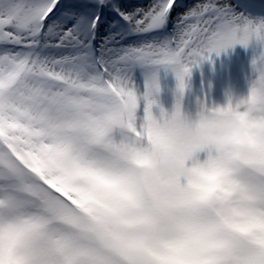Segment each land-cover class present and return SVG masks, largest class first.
Wrapping results in <instances>:
<instances>
[{
	"label": "snow or ice",
	"instance_id": "1",
	"mask_svg": "<svg viewBox=\"0 0 264 264\" xmlns=\"http://www.w3.org/2000/svg\"><path fill=\"white\" fill-rule=\"evenodd\" d=\"M180 7L0 0V264H264V52L219 109L259 106L249 141L186 155L191 121L217 110L187 107L193 68L264 46V18Z\"/></svg>",
	"mask_w": 264,
	"mask_h": 264
},
{
	"label": "rangeland",
	"instance_id": "2",
	"mask_svg": "<svg viewBox=\"0 0 264 264\" xmlns=\"http://www.w3.org/2000/svg\"><path fill=\"white\" fill-rule=\"evenodd\" d=\"M148 0H129V3L135 5L146 4ZM198 0L182 1L184 7L177 8L173 12V20L177 13L186 11L194 6ZM230 5L238 14H243L251 18H264V0H229ZM243 57L232 62L221 58L226 54V50L219 54L223 65H214L208 62H214L216 55L213 54L211 60H205L199 66L192 70V82L189 81V88L186 92V104L196 103L197 98L207 96L210 103L223 105L226 103L229 95L233 97L245 96L248 92L249 82L253 78L252 60L256 55L264 52V46L255 43L254 46L239 45ZM242 46L244 47L242 49Z\"/></svg>",
	"mask_w": 264,
	"mask_h": 264
},
{
	"label": "clouds",
	"instance_id": "3",
	"mask_svg": "<svg viewBox=\"0 0 264 264\" xmlns=\"http://www.w3.org/2000/svg\"><path fill=\"white\" fill-rule=\"evenodd\" d=\"M223 105H217V110H201L191 121L189 128L190 143L186 149L189 159H194L207 149L221 153L229 145H242L249 141L247 129L252 128L253 116L259 106L252 104L236 110H219ZM177 147L174 143H167L162 147L161 158L171 161L174 159ZM143 162L147 158L139 157ZM143 169H141L140 183H143Z\"/></svg>",
	"mask_w": 264,
	"mask_h": 264
},
{
	"label": "bare ground",
	"instance_id": "4",
	"mask_svg": "<svg viewBox=\"0 0 264 264\" xmlns=\"http://www.w3.org/2000/svg\"><path fill=\"white\" fill-rule=\"evenodd\" d=\"M184 1V0H181V2ZM241 44H236L234 47H231V48H228L226 50V54L221 58H225L227 60H230L232 62H235L236 60L240 59L241 57H243V53L241 52V47L239 46ZM249 45H252L254 46L255 45V42H250ZM244 47L242 46V49ZM214 62H208V63H212L214 65H223L224 63H222L223 61L220 59L219 55H216V58H214ZM190 83L193 85V82H192V78H190ZM171 87H174V77L169 74V76L167 77V81H166V88H165V92L163 94V102L165 104L166 107H171V103H172V95H171ZM187 101V100H186ZM143 104V101L141 102ZM187 107L190 109V110H194L195 108V105L194 104H186Z\"/></svg>",
	"mask_w": 264,
	"mask_h": 264
}]
</instances>
